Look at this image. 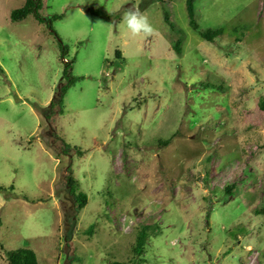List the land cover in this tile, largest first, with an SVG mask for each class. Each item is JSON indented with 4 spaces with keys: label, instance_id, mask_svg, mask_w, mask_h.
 Instances as JSON below:
<instances>
[{
    "label": "rangeland",
    "instance_id": "374dc122",
    "mask_svg": "<svg viewBox=\"0 0 264 264\" xmlns=\"http://www.w3.org/2000/svg\"><path fill=\"white\" fill-rule=\"evenodd\" d=\"M185 1L42 0L62 61L46 25L10 21L24 0H0V264L17 249L37 264H264V0H196L199 29H222L212 43ZM133 6L151 35L122 24ZM66 62L75 82L46 123Z\"/></svg>",
    "mask_w": 264,
    "mask_h": 264
},
{
    "label": "trees",
    "instance_id": "16d2710c",
    "mask_svg": "<svg viewBox=\"0 0 264 264\" xmlns=\"http://www.w3.org/2000/svg\"><path fill=\"white\" fill-rule=\"evenodd\" d=\"M172 1L174 0H155V2H158L161 5H166ZM195 1L196 0H186L185 1V8H186V13L188 17V25L202 39H204L207 42L212 43L218 37L222 35V29L219 28L215 30H205V31H201L199 29L195 21V8H194ZM42 7H43L42 0H24V3L21 7L14 9L10 12L9 19L11 22H21L31 15L32 17H34V19L39 24L46 25L50 33L57 39V41H59L58 46L60 50V58L63 61L66 55V48L62 44V42L59 40L57 34L55 33L51 25L54 20L61 18V16L54 15L48 19L44 18L40 13L42 10ZM87 12L92 16L99 17L106 21H109L112 18L110 14L105 13L104 11H101L99 9H88ZM163 20L169 26L171 31L180 33V31L175 28V25L170 20V16L167 11H163ZM181 44L182 42H181V39L179 38L178 40L175 41V43L172 46L173 50L177 54H181ZM118 56L119 54L116 51L115 57H118ZM70 72H71V62H66L63 65L62 77H61L62 81L60 85L58 86L57 90L55 91V94L52 100L50 101L49 105L43 108L37 107L38 112L41 114L44 122L46 123H51L56 115H61L63 113V100L65 97V94L75 82ZM259 106L264 111V98L260 99ZM54 134L55 133L52 132L51 135L56 138ZM159 143L162 146H166L169 144V141H162ZM62 144L64 147L63 152L70 149V146L66 144L63 140H62ZM73 150H75V148ZM68 178H69V180L67 181L68 192L73 197L76 203L77 210L80 211L82 208L86 206L87 199L84 194L77 192L75 181L71 177H68ZM12 188L13 187H11V189ZM1 190L2 188H0V191ZM224 191L229 194L230 187L226 186L224 188ZM145 237H146L145 233L141 231L138 234L137 238L135 239V243H134L135 246L132 250L135 255L139 254L143 250V245H144L143 240ZM5 256H6L7 264H37L35 253L28 249H17L14 251H7L5 253ZM110 264H123V263L111 262Z\"/></svg>",
    "mask_w": 264,
    "mask_h": 264
},
{
    "label": "clouds",
    "instance_id": "9594fccd",
    "mask_svg": "<svg viewBox=\"0 0 264 264\" xmlns=\"http://www.w3.org/2000/svg\"><path fill=\"white\" fill-rule=\"evenodd\" d=\"M121 22L132 37L140 36L141 34L148 36L154 32L148 17L135 6L125 11Z\"/></svg>",
    "mask_w": 264,
    "mask_h": 264
}]
</instances>
